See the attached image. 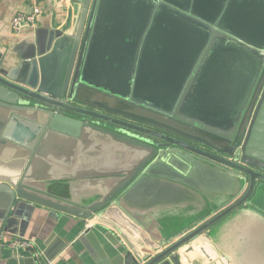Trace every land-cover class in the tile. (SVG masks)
<instances>
[{"label":"water","instance_id":"obj_1","mask_svg":"<svg viewBox=\"0 0 264 264\" xmlns=\"http://www.w3.org/2000/svg\"><path fill=\"white\" fill-rule=\"evenodd\" d=\"M73 1L69 28L0 60V153L24 162L0 169V194L95 219L147 249L131 264L211 258L233 215L264 259V0ZM80 141L124 161L85 204L48 191Z\"/></svg>","mask_w":264,"mask_h":264},{"label":"crops","instance_id":"obj_2","mask_svg":"<svg viewBox=\"0 0 264 264\" xmlns=\"http://www.w3.org/2000/svg\"><path fill=\"white\" fill-rule=\"evenodd\" d=\"M36 5L41 13L35 27L15 35L11 25L13 17L19 12H30ZM74 15L73 0H0V60L16 56V51L22 55L29 53V46L45 38L51 30L69 28ZM83 145L80 141L73 165L62 164V170L71 178L53 183L48 191L85 204L87 197L96 193L91 189L90 181H106L113 177L112 170H118L124 161L121 155L112 158L108 151L82 150ZM13 155L11 150L1 151L0 169L19 174L24 162L13 160ZM82 165L84 168L79 167ZM93 170L99 174L93 175ZM17 197L18 206L11 208L9 196L0 194V264H131L130 258H136V254H149L147 249L136 248V243L132 246L93 219L80 217V213L52 207L19 193ZM180 218L183 216L177 217ZM235 218L236 215L230 216L221 224L218 248H215L218 253L208 246L211 258L204 256L196 243L193 246L197 250L183 261L186 264H224L220 255H227L236 264L241 258L249 264H264V259L254 250V247L258 248L256 242L261 231L258 225L254 221ZM18 241L31 242L32 247L11 246Z\"/></svg>","mask_w":264,"mask_h":264},{"label":"built area","instance_id":"obj_3","mask_svg":"<svg viewBox=\"0 0 264 264\" xmlns=\"http://www.w3.org/2000/svg\"><path fill=\"white\" fill-rule=\"evenodd\" d=\"M42 1V0H37ZM41 9L39 6H34L30 12H19L17 13L12 21V30L15 35H19L26 28H34L37 22V17L40 15ZM96 221L95 219H93ZM97 222V221H96ZM19 245L22 248H31L32 243L28 241H18L13 243L11 246Z\"/></svg>","mask_w":264,"mask_h":264},{"label":"flooded vegetation","instance_id":"obj_4","mask_svg":"<svg viewBox=\"0 0 264 264\" xmlns=\"http://www.w3.org/2000/svg\"><path fill=\"white\" fill-rule=\"evenodd\" d=\"M248 127H249V124H247V126H246V129H245V132H244V135L242 136V138H241V142H240V144H241V146H242V144L244 143V140H245V137H246V133H247V130H248ZM235 140V139H234ZM240 149L241 148H239V150H236V152H235V155L236 154H239V157H240V160H242L243 159V153L242 152H240ZM239 151V152H238ZM246 157H248L247 155H246ZM225 158H228V157H225ZM255 159H253L255 162H258V163H262V164H264V161L263 160H260V159H258V158H256V157H254ZM252 159V158H251ZM260 166V165H259ZM260 172H262L263 174H264V172L263 171H260ZM252 200H253V202H258V203H260L262 206L264 205V203H263V197L261 198V194L260 193H256V194H253L252 195ZM257 257L258 256H256V259H257Z\"/></svg>","mask_w":264,"mask_h":264},{"label":"rangeland","instance_id":"obj_5","mask_svg":"<svg viewBox=\"0 0 264 264\" xmlns=\"http://www.w3.org/2000/svg\"><path fill=\"white\" fill-rule=\"evenodd\" d=\"M263 85H264V81H263V84H262V87H263ZM233 141V140H232ZM257 204H260V203H258V202H256Z\"/></svg>","mask_w":264,"mask_h":264}]
</instances>
